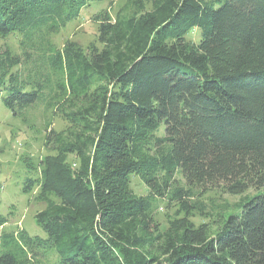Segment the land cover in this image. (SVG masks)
Here are the masks:
<instances>
[{
	"label": "trees",
	"instance_id": "obj_1",
	"mask_svg": "<svg viewBox=\"0 0 264 264\" xmlns=\"http://www.w3.org/2000/svg\"><path fill=\"white\" fill-rule=\"evenodd\" d=\"M99 1L0 0V38L21 48L0 44L3 104L50 114L23 187L45 237L0 231V264H264V0H126L93 15L85 48L52 42ZM193 188L254 194L212 232Z\"/></svg>",
	"mask_w": 264,
	"mask_h": 264
},
{
	"label": "rangeland",
	"instance_id": "obj_2",
	"mask_svg": "<svg viewBox=\"0 0 264 264\" xmlns=\"http://www.w3.org/2000/svg\"><path fill=\"white\" fill-rule=\"evenodd\" d=\"M125 1L92 2L82 9L77 19L68 23L57 34L52 35V42L57 46H62L67 39L74 40L85 48L95 39L97 33V24L92 20L93 15L105 8L114 15ZM188 38L198 41V30L193 29ZM18 39L17 35H10L0 38V44L7 43L14 52L21 53ZM23 68L21 66L19 70L23 71ZM3 95L4 92L0 91V213L7 217L8 223L0 227V231L23 228L31 236L45 237V233L35 222V213L43 209L45 204L34 198L36 189L32 193H26L23 187L27 176L35 175V172H29L28 165L36 166L39 158L46 154L43 147L44 125L50 118V114L41 105L29 107L23 112L25 118L23 121L22 117L12 115L3 104ZM51 126L56 130H63L66 124L60 118L55 117L51 119ZM163 130V125H161L156 136H163ZM175 177L181 181V184H184L179 174ZM130 186L137 195L147 194L146 187L136 175L131 176ZM193 190L197 193L200 188H193ZM200 191L197 195L205 206L204 213H195L192 220L195 224L207 223L212 232L218 228L220 215L234 212L242 200L254 194L253 189H248L240 195L226 194L216 188H205ZM173 210L167 207L166 200L161 199L156 202L154 216L162 227L166 226V216L172 215ZM43 262L52 264L54 258L51 257Z\"/></svg>",
	"mask_w": 264,
	"mask_h": 264
}]
</instances>
